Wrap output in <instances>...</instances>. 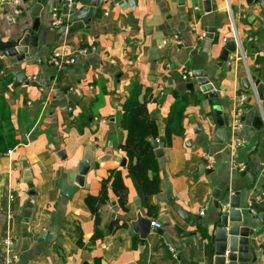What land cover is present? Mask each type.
I'll return each mask as SVG.
<instances>
[{"label":"crops","instance_id":"obj_1","mask_svg":"<svg viewBox=\"0 0 264 264\" xmlns=\"http://www.w3.org/2000/svg\"><path fill=\"white\" fill-rule=\"evenodd\" d=\"M19 1V16L11 5L0 4V42L17 39L35 21L32 10L39 0ZM102 1L73 0L67 7L64 0H40L45 44L29 48L23 61L0 54V82L11 80L9 86L0 84V133H12L9 141H14L0 143V254L2 241L11 236L15 264H209L208 234L218 216L214 191L248 186L240 199L244 208L264 190V128L252 125L260 106L264 113V102L243 85L253 76L264 82V0H230L244 62L230 60L236 53L221 61L226 43L234 40L226 0H204L212 1V12L204 15L200 0H110L109 16ZM54 8L67 26L51 28ZM76 22L84 27L68 32ZM174 36L180 45H163ZM92 45L97 51L78 56L70 67L49 64L59 47L72 51ZM196 70L214 86L216 103L204 97L195 78L183 80L186 71ZM20 74L25 78L14 88ZM242 94L250 96L240 135L244 144L236 148L238 136L230 124ZM140 103L156 122L160 139L168 130L173 135L163 158L153 150L142 159L150 175L157 167L161 181L160 193L148 200L120 149L127 138L126 107ZM223 118L229 127L226 141L219 142ZM204 152L214 166L196 177ZM86 162L84 186L67 198L61 193L63 180L73 186ZM111 171H123L128 211L110 192L109 203L93 213L85 200L99 194ZM148 206L155 209L152 216ZM202 209L205 214L199 216ZM139 215L151 220L152 228L160 224L162 235L152 231L145 242L130 235ZM116 221L126 227L111 232ZM250 250L264 264V237L253 238Z\"/></svg>","mask_w":264,"mask_h":264},{"label":"water","instance_id":"obj_2","mask_svg":"<svg viewBox=\"0 0 264 264\" xmlns=\"http://www.w3.org/2000/svg\"><path fill=\"white\" fill-rule=\"evenodd\" d=\"M216 2V0H213ZM258 2V0H248L249 4ZM212 1L200 0L198 6L201 10V14L212 12ZM40 0L34 6L32 10V17L35 21L30 29L20 35L13 41L0 42V54L8 57H14L18 61H23L28 55L29 48L36 49L42 47L45 44V38L47 34L46 29H41L40 23ZM84 24L76 22L68 27V32L73 33L78 29H82ZM210 33H214L211 30ZM211 38V36H208ZM237 51V44L234 40L228 41L225 45V50L222 54L221 61L227 62L230 54H234ZM24 74H20L17 77L14 88L20 86L24 80ZM194 78L198 87H200L204 97L211 102L216 103L219 99L218 94L214 90V86L210 80L204 75L203 70H196L194 72ZM251 81L253 82L260 102H264V82L258 80L254 76L251 78H245L243 85L246 91L250 90ZM189 89L193 90L194 85L190 84ZM215 115H220V111L217 107L214 110ZM219 125H223L224 128L218 130L216 138L219 142L226 141V129L229 127V122L226 118L218 120ZM253 128L260 130L264 128V120L261 115H258L253 120ZM152 147L157 158H163L164 156V143L152 142ZM122 166H125L126 160H121ZM90 168V164L86 162L85 165L79 169V176L75 180V184L70 186L65 178L62 183L61 193L67 198H71L73 194L81 187L84 186L85 177ZM250 171V168L248 169ZM205 165H201L198 168V175L202 176L206 172ZM246 173V172H245ZM248 186L242 187L238 190H215L213 194L214 207L218 210V216L210 229L208 234L210 244V259L209 264H258V256L255 250H250L251 240L253 238L264 237V193L262 190L258 193L260 201L256 203L254 211L249 206L241 208L240 199L242 192L249 190ZM184 219H186V213L181 211L179 213ZM256 222L260 223L259 228H255ZM130 235L136 233L139 235L142 242H145L149 234L153 231L158 235H162V230L152 228V221L138 216L137 220L131 222Z\"/></svg>","mask_w":264,"mask_h":264},{"label":"trees","instance_id":"obj_3","mask_svg":"<svg viewBox=\"0 0 264 264\" xmlns=\"http://www.w3.org/2000/svg\"><path fill=\"white\" fill-rule=\"evenodd\" d=\"M2 86H9L11 84L10 79H4L0 82ZM199 103L200 100L196 99ZM123 125L127 131V138L123 145L120 146L122 152L130 158L131 162L128 165V172L132 174L139 185L142 188L145 198L148 200L151 196H155L161 191V181L159 173L156 168L154 172L149 174L147 166L142 163V159L153 152L152 142L159 140L164 143L166 147L172 145L173 135L168 130L165 138L160 139L158 134V127L156 122L150 117L147 106L145 103L131 104L126 107V112L123 120ZM1 127V126H0ZM12 134V133H11ZM9 133H0V143L12 145V141L9 139L12 137ZM154 165H157V160H154ZM110 192L116 198V204L124 212L128 211L127 196L128 187L124 181L123 171H111L109 177L102 182L99 194L88 195L85 203L88 208L94 213L99 210L100 207L107 205L110 201ZM254 209L256 207L253 202ZM148 215L154 213V208L148 206ZM126 227V224L120 225L119 222H115L111 227V232Z\"/></svg>","mask_w":264,"mask_h":264},{"label":"built area","instance_id":"obj_4","mask_svg":"<svg viewBox=\"0 0 264 264\" xmlns=\"http://www.w3.org/2000/svg\"><path fill=\"white\" fill-rule=\"evenodd\" d=\"M102 3L104 5H107V9L104 12L105 16H109V12H110V0H103ZM227 3V14L228 17L230 18L231 21V27H232V32H233V39L237 44V48L240 50L236 51V54L233 55L230 60L232 61L233 59H236L238 61H245V53L244 51L241 49L240 47V42H239V37H238V33H237V29H236V24H235V17H234V13L231 10V6H230V0H226ZM0 4L1 5H11L13 7V14L14 15H21L22 14V9H21V4L19 0H0ZM64 4L67 7H71L73 5V0H64ZM198 7H195L194 10L198 11ZM68 23L66 22L65 18L60 14L58 9H53L52 10V14H51V28L52 29H58L64 26H67ZM202 38V36H201ZM171 43H175L177 45H180L182 42L178 39V36H174V38H169L167 40H165L163 45H168ZM97 51V47L95 45L92 46H87V47H79L76 50H72L69 51L68 49H66L65 47H59L57 49H55L52 53L51 56L49 58V64L53 67H56L58 69L64 68V67H70L73 64H75L77 57H86L91 53H94ZM169 66V65H168ZM183 80L185 81H190L192 79H194V73L191 71H186L183 75H182ZM251 97H257L256 94V90H255V86L252 82V86H251ZM161 94H163L161 92ZM250 95H246V94H242L240 95V105L239 107L236 109V113L232 118V122L230 124V127L232 128V130H234V132H236L238 138L236 140L235 143V147L239 148L244 144V141L241 139L242 132L244 129V122H243V115L245 113V105L248 101V97ZM260 114L263 117L264 120V113L263 110L260 106ZM69 111H73V108L70 107ZM157 143H159V141H156ZM12 152H9V154H11ZM202 160L204 162V165L207 169H212L214 166V158L211 156V154L209 152H204L202 153ZM240 170H244V167L240 168ZM264 193V191H263ZM260 201V197L258 196L255 199V204L258 203ZM253 206V202L250 204V209L252 211H254ZM205 214V210L202 209L199 213V216H203ZM154 226L157 229L161 228L160 224H154ZM2 249H1V260L3 264H15L18 261V255L15 254L14 251V240L11 236H7L6 238H4V240L2 241ZM169 252L172 254V257L176 258L177 257V252L176 250L169 246L168 247Z\"/></svg>","mask_w":264,"mask_h":264}]
</instances>
